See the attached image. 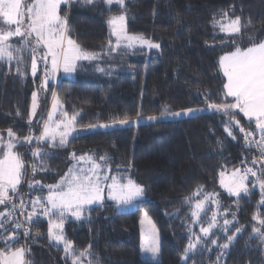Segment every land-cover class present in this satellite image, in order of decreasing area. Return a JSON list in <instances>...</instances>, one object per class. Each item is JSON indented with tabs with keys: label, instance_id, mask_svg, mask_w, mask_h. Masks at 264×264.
<instances>
[{
	"label": "trees",
	"instance_id": "trees-1",
	"mask_svg": "<svg viewBox=\"0 0 264 264\" xmlns=\"http://www.w3.org/2000/svg\"><path fill=\"white\" fill-rule=\"evenodd\" d=\"M126 5L129 33L158 43L156 56L148 64H132L134 73L119 75L117 83L112 85L55 81L33 118V136L41 134L42 128L35 121L39 120L40 113L46 120L52 92L58 94L70 117L76 114V126L80 129L112 124L125 115L135 118L137 112L141 117L159 116L165 106L171 112H178L204 109L207 103L232 102L231 98L225 101L223 97L226 79L218 64L219 58L233 48L227 36L213 29L212 20L214 16L219 19L221 11H228L230 16H240L244 23L251 21L245 29L247 34H254L257 40L264 39V0H130ZM119 11L118 6L111 9V13ZM111 13L103 4L77 3L62 8V15L68 17L72 39L98 56L109 54L110 30L106 20ZM242 46L247 47V42ZM25 58L28 73L24 79L16 75L15 62L11 71L7 65L0 64V132L11 128L20 138L30 134L31 97L40 84V78L31 77V60L27 54ZM237 119L246 130L254 131V123L250 124L243 114ZM225 120V116L212 112L178 122L78 135L69 139L64 148L39 145L44 151L55 153L43 161L49 163V170L34 177L42 184L56 182L69 164L70 154L76 152L77 156L91 153L97 159L107 155L114 169L117 165L123 169L131 164L132 176L145 188V199L137 203L134 211L119 213L113 203L105 202L104 207L92 206L80 221H66L64 234L76 252L91 246V255L82 258L83 264L89 260L92 264H153L140 256L143 211L151 217L160 234V264H217L218 256L219 264H264V245L255 236L249 238L253 225L259 226L253 215L260 212L264 216V206L258 207L260 191L252 189L251 196L240 199L237 204V199L229 198L219 189L220 171L230 173L245 166L244 160L248 162L246 166H251V160L259 154L245 149L243 134L238 129H233L235 140L228 136ZM33 141L30 146L18 147L27 167L36 146ZM201 186L205 194L218 193L224 208L232 205L235 225L244 230L223 254L218 247L210 246L211 251L190 253V258L185 260L183 253L188 245L189 229L201 235V225L193 223L184 198ZM37 191L29 193L26 205H30ZM210 216L208 213L203 217L204 221ZM12 219L17 221L15 216ZM24 224L25 229L29 228L27 222ZM30 227L31 235L27 238L18 231L16 246L24 243L30 246V259L54 258V253L49 256L43 251L49 242L48 222L37 220ZM233 232L234 228L228 235ZM220 235L219 238L225 239ZM62 252L58 250L59 258Z\"/></svg>",
	"mask_w": 264,
	"mask_h": 264
},
{
	"label": "snow or ice",
	"instance_id": "snow-or-ice-1",
	"mask_svg": "<svg viewBox=\"0 0 264 264\" xmlns=\"http://www.w3.org/2000/svg\"><path fill=\"white\" fill-rule=\"evenodd\" d=\"M83 3L89 6L103 4L111 13L113 6H118L119 13H111L106 23L109 27V41L107 49L109 52H116L120 49H131L137 44L147 46L152 49H159L160 45L146 39L143 35L131 34L128 31V17L126 0H0V64L8 66L11 71L15 62L16 75L22 79L26 78L27 62L26 54L30 58V74L37 77L38 65L43 66V73L39 91H34L31 97V108L29 112V135L20 138L9 128L7 130L8 139L5 140L0 134V206L4 210L0 211V264H31L27 259L30 253L29 248L16 246L18 243V230L23 227V223L12 219L17 209L24 214L28 205L20 199L19 186L27 176V167L23 154L18 151V147L24 144L31 145L36 141L37 147L32 150L34 161L38 164L31 165L33 177L37 170H47V165L43 163L45 158H52L55 153L44 151L39 145L48 144L49 148H64L69 143V138L78 135L76 126V114L71 117L66 111L59 113L57 110L61 101L56 92H52V106L44 119L40 113L39 120L35 121L37 126L42 128L39 136H33V118L38 115L41 107V94L47 92L49 80L55 77L59 70L66 74H71L77 70L78 62H93L99 59L98 54L84 49L71 37V29L68 25L67 15H62V5ZM219 19L215 16L212 20L213 29L225 34L233 50L227 52L219 58V70L226 77L223 84V97H231L232 102L207 103L204 109H186L178 112H171L167 106L162 110L160 116H148L147 120L157 121L159 119L181 116L190 117L195 113H203L212 110L226 117L224 121L225 131L232 139H236L233 129H238L243 134L244 147L246 150H255L259 156L253 157L251 166L247 165V160L242 161L243 167H237L231 173L222 170L219 173V184L227 192L228 196L236 197V203L240 199L249 198L252 189L258 186L260 200L258 207L264 206V39L257 40L254 34H247L245 29L250 25L242 22L240 16H230L228 11H221ZM112 37L115 38L113 44ZM15 38V39H14ZM247 42L248 46L242 45ZM50 58V67H49ZM97 71L104 69L97 66ZM208 98L206 97V100ZM252 124L254 131L246 130L239 114ZM17 115H20L19 111ZM141 117L137 112L135 118L127 115L123 119H116L113 125L101 124L99 127L107 128L115 125H129L135 123ZM42 121V124H41ZM97 125H88L84 130H92ZM72 166L60 177L55 184H41L40 181L32 179L28 182L29 191L47 190V195H38L29 203L31 211L27 213L25 221L29 228L24 230V237L31 235V225L36 223L40 216L46 217L48 222V238L57 246L63 245L66 258L71 259V264H83L82 258L91 255V246L76 252L73 243L64 234V222L69 216L76 220L85 218L84 214L92 210V206L104 207L105 192L107 200L113 202L117 209L136 205L145 194V188L128 175L131 168L129 164L121 169L117 165L112 168L111 158L107 155L98 159L94 154L85 153L77 156L75 152L70 154ZM115 172V174H112ZM251 179V188L249 181ZM11 193V194H10ZM218 193L203 192L199 187L191 196L185 197V205L190 210L193 223L200 224V234H196L189 229L188 245L184 249L183 258L189 259V254L197 251H211L210 246H216L221 254L228 250L237 239L236 233H241L242 226H236L235 215L233 219L227 218L228 209L224 208L222 202L217 198ZM203 196L202 199L197 197ZM215 205L212 210L208 205ZM224 208V211L221 209ZM211 211V216L204 221L203 217ZM223 216V221L218 219ZM253 220L257 225H253L251 236L258 238L264 245V216L260 212L253 215ZM207 226H204V224ZM238 223V222H237ZM11 225L9 229L6 227ZM140 249L142 254L153 264H160L161 254L159 232L148 217L147 213L140 220ZM234 228L232 235L229 231ZM11 234H8V233ZM226 237L224 243H218L219 233ZM220 256L217 257L219 264ZM88 264H92L89 260Z\"/></svg>",
	"mask_w": 264,
	"mask_h": 264
},
{
	"label": "rangeland",
	"instance_id": "rangeland-1",
	"mask_svg": "<svg viewBox=\"0 0 264 264\" xmlns=\"http://www.w3.org/2000/svg\"><path fill=\"white\" fill-rule=\"evenodd\" d=\"M128 1H130V0H126V3ZM63 7H65V5L61 6V8H63ZM223 35H225V34H223ZM112 40H113V44H114L115 43V38L112 37ZM149 40H151V39H149ZM152 42H154V41H152ZM158 51H159V49H155V48L150 49L146 45L145 46H141V45L137 44L134 48H131V49H120V50H118L116 52H109V54H105L103 56H99V59H97V60H95L93 62H88V61L78 62L77 70L75 72L71 73V74L64 73L62 69L59 70L55 74V77L51 78L48 83H49V86H50L55 81L58 82L59 80H64V81H70V82H75V83H86V84H95V85H112V84H116L117 83V78H118L119 75H128L129 76V75L134 73L135 70L132 69V66H131L132 64H142V63L143 64H148L149 61H151L152 58L156 56V53ZM97 66H99L100 68H103L104 71L103 72L97 71L96 70ZM49 67H50V58H49ZM42 73H43V66L42 65H38L37 77H35V78H33L32 76L31 77L33 79L40 78V84H41ZM225 79H226V77H225ZM40 84L37 86L35 91H39ZM45 93L46 92L40 93L42 99H43V96H44ZM228 98H231V97H228ZM52 102H53V100H52ZM51 106H52V103L50 105V108H49L48 112L51 110ZM40 110H41V107L38 109V112ZM61 111H64V108H63L62 104L60 105V107L57 110V118H59V113ZM212 112H213L212 110H208V111H205L203 113H195L193 116H190V117H185V116H181L179 118L167 117V118L159 119L157 121H149V120H147V117H142L138 121H136L135 123H130L129 125H115V126H110V127H107V128L99 127V125H97V127H95L92 130H84L85 128L84 129L77 128V129H78V135H83V134L94 133V132H99V131H108V130H113V129H126V128H130V127H138V126H141V125H149V124H155V123H160V122H169V121L178 122V121H182V120H185V119H190V118H193V117H196V116H199V115H203L205 113H212ZM159 116H157V117H159ZM46 119H47V116H46ZM107 125H113V123L112 124H107ZM73 135L74 136H78L75 133ZM3 136H4L5 140L8 139L7 133L5 135H3ZM71 138L72 137H70L69 139H71ZM24 145H26V144H24ZM36 147H37V144H36L35 148ZM88 154H91V153H88ZM44 161H46V160L44 159ZM34 163L38 164L39 161H34V158H33V155H32L31 161H30L28 167L26 166L28 174L24 178V182H22V186L19 187V194L22 193L21 197L19 196V199H22L24 194H26L25 195L26 198L28 197V195L30 193L29 187H28V182L29 181L34 179L35 176H38L37 175L38 173H46L47 172V170L45 171V170H39L38 169L36 174H35V176L33 177L31 165H33ZM44 164L47 165V167H49V163H44ZM71 166H72V161L69 158V164L67 165L66 169L64 170V173H66L68 168L71 167ZM47 169L49 170V168H47ZM64 173H63V175H64ZM112 174H115V172H113ZM127 174L130 175L133 180H135V178L132 176L130 170L128 171ZM251 179H253V178L250 177L249 184H251ZM58 180L56 182H54V183L51 182V183H47V184H55V183L58 182ZM47 184H45V185H47ZM249 187H250V185H249ZM219 189H220V191L222 193H224V194H226L228 196L227 192L220 186V184H219ZM254 189L255 190L256 189L259 190L258 186L256 188H254ZM45 191L46 192H45V194L43 196L47 195V190L45 189ZM40 193H41L40 191L35 192L34 198L36 196L40 195ZM228 197L231 198V199H237L236 197H230V196H228ZM217 198L222 202L220 197H217ZM143 199H145V196H143L141 198V200H143ZM105 202H111L110 200H107V192H105ZM111 203H113V202H111ZM208 206L212 210H215V205L209 204ZM231 206L232 205H230V204L226 205L227 209L229 210L228 214H227V218L229 220L233 219V214H234V212L232 211V207ZM136 208H137V204L134 205V206H129V207H124V208L118 209V212L119 213H127V212L134 211ZM31 210H32L31 209V205H29L26 211L28 213ZM27 213H26V215H27ZM145 213H147V212L143 211L141 213L140 220L144 216ZM208 213L212 214L211 212H208ZM26 215H25V212H24V222H26L25 221ZM148 217L151 219V217L149 215H148ZM223 218H224L223 216H218V219L221 221V223L223 221ZM38 220H42V221H46L47 222V218L43 217V216H40ZM66 221H80V220H76L74 217L69 216V218L66 219L65 222H64V228H65ZM236 221L237 220L235 219V221H233V223L235 224ZM152 222H153V220H152ZM6 227H8V228L10 227L11 228V225H7ZM140 228H141V225H140ZM239 234L240 233H236V236H238ZM221 235H223L222 232H221ZM159 236H160V234H159ZM223 238H225V239L219 238L218 239V243H220V244L224 243L225 240H226V237L224 236ZM215 247L216 246H213V248H215ZM58 250H59V248L57 247V245L54 246L53 244L49 243L48 247L43 249V251H44V253L48 254L49 256H50V254L54 253L55 254L54 258L50 257L49 260H45V261L44 260L41 261L38 258H35V260L34 259H30L31 264H68V262L66 260V255H64L61 258L58 257V255H57ZM228 250H225L224 252H226ZM62 251H63V249H62ZM140 256H141V258L143 260L152 262L150 260V258L147 257V254H142L141 249H140ZM160 260H161V254H160V257H159V261Z\"/></svg>",
	"mask_w": 264,
	"mask_h": 264
},
{
	"label": "built area",
	"instance_id": "built-area-1",
	"mask_svg": "<svg viewBox=\"0 0 264 264\" xmlns=\"http://www.w3.org/2000/svg\"><path fill=\"white\" fill-rule=\"evenodd\" d=\"M25 195L26 194H24V196H23V198H22V200L25 202V204H26V197H25ZM14 216L15 217H17V222H21V223H23V227L21 228V229H19L18 231H20L21 232V234L23 235V233H24V230H25V222H24V214L23 215H21V210L20 209H17V212H15V214H14ZM24 236V235H23Z\"/></svg>",
	"mask_w": 264,
	"mask_h": 264
},
{
	"label": "crops",
	"instance_id": "crops-1",
	"mask_svg": "<svg viewBox=\"0 0 264 264\" xmlns=\"http://www.w3.org/2000/svg\"><path fill=\"white\" fill-rule=\"evenodd\" d=\"M7 132H0V134H3V135H5ZM22 185V184H21ZM21 185L19 186V187H21ZM11 194V193H10ZM4 210V206H0V211H3ZM0 231H2V230H0ZM48 244L49 243H51V244H53L54 246H56V244L54 243V242H47ZM23 247H25V248H29L30 249V246H27V244H25L24 243V245H23ZM59 249H63V245H59V246H57ZM30 254V253H29ZM29 254H28V256H27V259H29L30 260V257H29ZM65 255V253L64 252H62L61 253V256L63 257ZM69 260H70V262H69ZM68 263H70L71 264V259L70 258H68Z\"/></svg>",
	"mask_w": 264,
	"mask_h": 264
}]
</instances>
